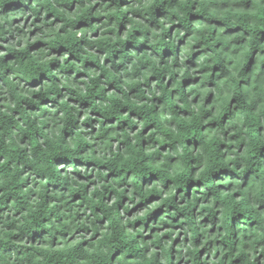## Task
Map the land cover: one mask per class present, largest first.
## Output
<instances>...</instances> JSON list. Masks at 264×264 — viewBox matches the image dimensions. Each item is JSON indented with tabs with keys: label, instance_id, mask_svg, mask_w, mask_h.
<instances>
[{
	"label": "trees",
	"instance_id": "obj_1",
	"mask_svg": "<svg viewBox=\"0 0 264 264\" xmlns=\"http://www.w3.org/2000/svg\"><path fill=\"white\" fill-rule=\"evenodd\" d=\"M0 264H264V0H0Z\"/></svg>",
	"mask_w": 264,
	"mask_h": 264
},
{
	"label": "rangeland",
	"instance_id": "obj_2",
	"mask_svg": "<svg viewBox=\"0 0 264 264\" xmlns=\"http://www.w3.org/2000/svg\"><path fill=\"white\" fill-rule=\"evenodd\" d=\"M20 27H22V25L20 26ZM26 31H28V33L27 34H25L24 36H26V37H30V35L32 36V39L34 38V36H35V33L33 32V28H32V25H30L28 28H24ZM33 32V33H32ZM30 33H32V34H30Z\"/></svg>",
	"mask_w": 264,
	"mask_h": 264
}]
</instances>
